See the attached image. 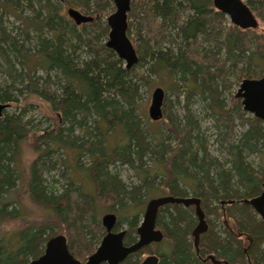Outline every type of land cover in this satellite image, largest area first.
I'll use <instances>...</instances> for the list:
<instances>
[{"label":"trees","instance_id":"1","mask_svg":"<svg viewBox=\"0 0 264 264\" xmlns=\"http://www.w3.org/2000/svg\"><path fill=\"white\" fill-rule=\"evenodd\" d=\"M62 2L97 15L78 25L62 12ZM110 2L0 0V68L9 76L0 82V100L16 108L0 116V264L38 258L59 227L70 251L85 261L106 233L98 202L117 213L116 230L125 225L131 243L151 198L189 193L201 198L208 230L196 252L195 207L161 206L157 225L172 247L168 254L157 248L161 264H205L200 257L207 254L231 264H264V218L244 202L262 191L264 122L240 98L227 106L225 95L231 76L241 82L264 75V32L230 24L213 0H133L128 33L132 27L139 61L127 68L106 45ZM247 4L264 22V0ZM25 8L33 15L23 14ZM9 14L22 21L20 32L9 28ZM161 83L179 103L185 99L180 117L167 110L166 95L162 125L163 117L150 121L139 110L142 89ZM198 95L214 117L219 153L210 150L190 106ZM35 99L58 114V128L36 125ZM31 136L36 157L26 192L52 219L11 227L29 219L18 196L17 158ZM124 165L138 183L124 181L117 170ZM141 253L122 264H139Z\"/></svg>","mask_w":264,"mask_h":264},{"label":"water","instance_id":"2","mask_svg":"<svg viewBox=\"0 0 264 264\" xmlns=\"http://www.w3.org/2000/svg\"><path fill=\"white\" fill-rule=\"evenodd\" d=\"M115 11L107 17L109 26L106 45L113 49L125 62L127 68L133 67L139 61L137 49L128 33V13L131 10V0H114ZM216 9L229 16L231 22L241 28H257L258 19L244 0H213ZM68 15L80 25L94 20L93 15L85 14L75 7L67 9ZM166 92L161 86H157L152 93L148 114L154 121L163 117V105ZM236 97L242 101L243 109L264 121V76L260 78H245L242 80ZM9 105L0 100V116ZM201 198L197 196H173L163 195L151 198L143 214V220L138 227L139 239L131 245L124 244L126 230L115 231L117 215L107 212L102 217V223L106 228L97 249L89 255L86 261H81L71 253L67 237L55 234L48 238L42 255L30 260L27 264H120L130 253L141 247L163 238V232L156 227L157 216L161 206L167 203H178L184 206L195 207L198 223L193 230L195 245L198 246L200 235L208 230L206 214L201 205ZM232 202V201H230ZM253 209L264 218V182L262 192L252 198L245 199ZM214 262H219L214 255L209 256ZM156 257H151L147 262L153 264ZM157 264V261L154 263ZM228 264V263H227Z\"/></svg>","mask_w":264,"mask_h":264},{"label":"rangeland","instance_id":"3","mask_svg":"<svg viewBox=\"0 0 264 264\" xmlns=\"http://www.w3.org/2000/svg\"><path fill=\"white\" fill-rule=\"evenodd\" d=\"M75 4H76V6H74V7L77 8L78 10H80L81 12H83V10H81L79 7L80 4H77V3H75ZM69 7H72V6H70L64 2L61 3V8H62L63 13L66 14L67 9ZM115 9H116L115 2H114V0H111L110 6L107 7L105 10V12L107 13V16H106V18L103 19L104 21H106V23H107V17L112 12H114ZM23 11H25L23 14L33 15V13L31 12V9L25 8V9H23ZM91 15L96 17L97 14L93 13ZM258 19H259L260 25H259L258 29L256 30V32L262 33V32H264V22L261 20V18L258 17ZM130 20L131 19H129V21ZM7 22H8L9 28L11 30H15V32H17V31L20 32L19 31L20 26L21 25L23 26L22 21L20 19L16 18L13 14H9ZM133 32H134V29L131 27L130 35H131V38L134 39L135 36H134ZM8 77L9 76H8L7 67L3 65V68H0V82H3ZM231 80H232L231 86L227 90V92H225V95L227 97L226 98V104H227V106H230V107L238 104L239 99L235 96V94H236V92H237V90L241 84L239 79H237L236 77L231 76ZM158 86H161L165 89L166 95H167V97H169L168 99H170L169 100L170 102L167 106V110H171L173 112V114H176V115L182 117V115L185 112L184 95L180 96V98H179L180 103H179L177 95L170 93L169 90L167 89L168 88L167 83L164 85H162V83H161V85H158ZM156 87H157V85H154L152 88H148L147 86H145L142 89L141 98L139 101L140 112L146 117V119L148 118L150 121H151V119L149 117L148 111H149V107L151 104L152 93ZM20 101H23V100H20ZM33 101L35 103L37 102L36 103L37 107H36V109L31 110L30 115L32 114V116L35 118L36 125H38L40 128H58L59 121H60L59 116L54 111H52L49 104L44 102L41 99H35ZM190 106L195 111L198 119L201 121L200 122L201 130L205 133V136L207 137V139L209 141L208 145H209L210 150L214 153H219L220 147H219V143L217 142L215 129L213 128L214 117L207 114L209 112H207V110L204 109L203 103L201 101H199V95L197 97H195V99H194V101H192V103H190ZM14 109H16V108L13 105H9V107H8L9 111H12ZM164 109H165V105H163V110ZM165 120H167V119L165 117H163V119L158 121V123L160 125H162V123L165 122ZM239 129H240V127H239ZM60 152L63 156L69 158L67 151H60ZM35 157H36V152L34 149V137L31 136V137H28L24 142H22L21 147H20V154L18 155V158H17V161H18L17 162V170H18V173L20 174V179H19L18 184H17L19 186L18 196H19L20 202L22 204L24 215L26 217H28L29 219H26V220L19 219L18 221H15V222H9L11 227H20L25 222H29V221H32L34 219H37V220L38 219L39 220L40 219L41 220L52 219L51 216H49L50 212L47 209H45L44 207L35 204L31 200V198L29 197L28 193L26 192V189H27L26 185H27L29 178H30V166H31L32 161L35 159ZM71 157H72V155H71ZM117 170L121 174L124 181H126L127 183H138L139 182V179L137 178L135 171L133 169L129 168L128 166L124 165L121 167H117ZM157 195L163 196L160 194H157ZM189 196H192V193H189ZM107 212H110V211H108L106 209L105 203L103 201L98 202L97 215L100 218V220H101L102 216ZM142 218H143V215H142ZM57 231H58L57 234H59V233L63 232V229L61 227H59ZM161 245L165 250H168L169 247H171L170 241L167 238L166 239L164 238L163 241H161Z\"/></svg>","mask_w":264,"mask_h":264},{"label":"flooded vegetation","instance_id":"4","mask_svg":"<svg viewBox=\"0 0 264 264\" xmlns=\"http://www.w3.org/2000/svg\"><path fill=\"white\" fill-rule=\"evenodd\" d=\"M246 3H247V0H244ZM132 2H133V0H131V6H132ZM213 5H214V3H213ZM249 6V5H248ZM215 7V6H214ZM250 7V6H249ZM252 10V9H251ZM253 11V10H252ZM130 12V11H129ZM129 14V13H128ZM255 14V13H254ZM226 15V14H225ZM227 16V15H226ZM255 16L257 17V19H258V16L255 14ZM228 17V19H229V23L230 24H233L232 22H231V20H230V18H229V16H227ZM128 21H129V17H128ZM258 22H259V19H258ZM235 25V24H234ZM259 25H260V22H259ZM259 25H258V27H259ZM235 26H237V25H235ZM239 27V26H238ZM258 27L257 28H246V29H254V30H257L258 29ZM239 28H241V27H239ZM241 29H244V28H241ZM133 41V40H132ZM264 76V75H263ZM262 77V76H261ZM247 78H249V77H247ZM252 78H260V77H252ZM245 79V78H244ZM242 82V81H241ZM235 96H236V94H235ZM242 102V101H241ZM263 121V120H262ZM264 122V121H263ZM262 192V191H261ZM110 212H112V211H110ZM115 213V212H114ZM116 215H117V213H116ZM259 215V214H258ZM260 216V215H259ZM103 217V216H102ZM262 217V216H261ZM142 220H143V218L141 219V221H140V224H141V222H142ZM117 221H118V215H117ZM101 223H102V218H101ZM116 224H117V222H116ZM139 224V225H140ZM102 225H103V223H102ZM104 226V225H103ZM139 227V226H138ZM156 227L157 228H159V229H161L158 225H157V222H156ZM196 227V226H195ZM194 227V228H195ZM208 227H209V225H208ZM104 228H105V226H104ZM123 229H125L126 230V234H127V228H126V226H122L121 228H119L118 230H116V225H115V228H114V230L115 231H119V230H123ZM194 230V229H193ZM105 231H106V228H105ZM161 231H162V229H161ZM107 232V231H106ZM163 232V231H162ZM206 232V231H205ZM204 232V233H205ZM63 234V233H62ZM106 234V233H105ZM104 234V235H105ZM203 234V233H202ZM201 234V235H202ZM192 235H193V231H192ZM201 235H200V238H201ZM66 236V235H65ZM125 237H126V235H125ZM125 237H124V244L125 245H131V244H133V243H135V242H137L138 241V239H139V234H138V229H137V239L134 241V242H131V243H126L125 242ZM103 238V237H102ZM166 239L167 237L165 236V234H164V232H163V238H162V240H160V241H154V242H152V243H150V244H148V245H145V246H143V247H141L140 249H138L137 251H134V252H132V253H130L128 256H130V255H132V254H135V253H137V252H142L141 253V255H140V257H139V259H140V262H139V264H149V262H147L149 259H151V257H156L157 258V264H161V257H160V255L159 254H157L156 253V250H157V248H159V250H160V253H165V254H168V253H171L172 252V247H169V249L168 250H165L163 247H162V245H161V241H163V239ZM193 238H194V236H193ZM168 239V238H167ZM102 240V239H101ZM169 240V239H168ZM199 242H200V240H199ZM67 243H68V239H67ZM100 243H101V241H100ZM99 243V244H100ZM161 245V246H160ZM99 246V245H98ZM97 246V247H98ZM170 246H171V243H170ZM194 246H195V248H196V252H198L199 251V244H198V246H196L195 245V241H194ZM69 247V246H68ZM148 247L150 248V249H148ZM97 249V248H96ZM95 249V250H96ZM146 249H148V251H145L144 252V250H146ZM246 249H247V247H245V251H246ZM152 250V252H150V251ZM72 253V252H71ZM74 255V254H73ZM91 255V254H90ZM210 255H214V254H207L205 257H200V259L202 260V262L203 263H205V264H231L229 261H227L226 259H224V258H218L216 255H214L215 256V258L217 259V261H219V262H214L209 256ZM127 256V257H128ZM89 257V256H88ZM87 257V258H88ZM126 257V258H127ZM125 258V259H126ZM79 259V258H78ZM125 259L120 263V264H122L124 261H125ZM87 260V259H86ZM85 260V261H86ZM82 261V260H81ZM156 261H154L153 262V264L156 262ZM102 264H107L106 262H103ZM173 264H176V263H173Z\"/></svg>","mask_w":264,"mask_h":264}]
</instances>
